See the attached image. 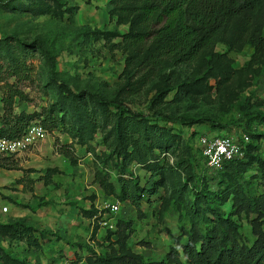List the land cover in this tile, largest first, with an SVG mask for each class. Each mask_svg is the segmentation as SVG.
Listing matches in <instances>:
<instances>
[{
  "label": "rangeland",
  "instance_id": "rangeland-1",
  "mask_svg": "<svg viewBox=\"0 0 264 264\" xmlns=\"http://www.w3.org/2000/svg\"><path fill=\"white\" fill-rule=\"evenodd\" d=\"M111 1L61 0L56 5L48 0H0V64L26 56L36 73L32 83L19 84L26 100H16L13 115L30 116L28 124L47 122L51 128L35 150L0 159V264H85L90 253L104 252L109 241H115L109 232L119 217L133 221L127 243L145 259H164L180 233L178 213L164 206L169 173L150 177L146 167L135 161L129 168L141 187L151 188L158 179L161 184L153 196L144 194L141 211L121 201L117 213L110 211L109 205L116 198L99 187L94 175L99 171L115 181L119 172L117 158L111 152L109 120H105L108 111L114 110L103 112L84 100L79 101L80 113L76 115L68 88L107 99L119 98L129 109L147 117L149 122L143 123L127 116L121 122V131L130 143L141 141L146 132L151 155L158 156L156 163L164 165L174 163L184 153L192 133L239 139L245 131L243 113L264 115V72L242 91L235 77L222 87L213 79L208 82L212 88L185 86L196 62L167 65L151 79L140 80L136 64H129V54L122 52L123 36L131 25L118 20ZM7 36L41 44L47 54L5 41ZM216 51L224 54L234 69L248 72L245 69L251 48L235 52L219 44ZM53 65L63 85L51 81ZM164 84L174 90L154 100ZM52 114L61 116L63 124L47 120ZM180 115L212 116L227 126L189 127L163 118ZM261 116L252 124L258 131H264V124H259ZM76 121L81 126L79 131L75 130ZM151 131H157L155 138ZM253 140L250 137L249 142ZM259 144L264 158V141L259 140ZM254 173L250 168L246 178L251 181ZM261 191L259 180L252 179L250 192ZM88 211H96V216L89 217ZM238 221L250 244L254 236L249 221L244 215Z\"/></svg>",
  "mask_w": 264,
  "mask_h": 264
},
{
  "label": "trees",
  "instance_id": "trees-1",
  "mask_svg": "<svg viewBox=\"0 0 264 264\" xmlns=\"http://www.w3.org/2000/svg\"><path fill=\"white\" fill-rule=\"evenodd\" d=\"M48 1L61 4V0ZM111 4H114L113 12L118 20L131 25L129 32L123 36L122 52L129 54V64H136L140 80L151 79L167 65L196 62L197 67L185 86L212 88L208 82L213 79L216 86L222 87L230 84L235 77L242 91L264 72V0H113ZM4 40H12L33 53L39 51L47 54L46 49L36 42L28 43L12 36ZM219 44L235 52L242 51L244 47L251 48L253 52L245 69L248 72L234 69L226 56L216 51ZM25 58L0 64V137L21 136L31 120L30 116L13 115L16 100H26L19 84L32 83L36 76L33 65ZM11 79L14 81L11 82ZM50 79L63 85L55 76L54 65ZM173 90L174 87L164 84L154 100ZM68 92L76 115L80 113L79 101L84 100L103 112L114 110L112 113L108 111L105 120H109L111 152L117 158L115 167L119 172L115 181H111L97 171L94 179L99 187L115 200L128 202L141 211L144 194H156L157 185L161 182L158 179L151 188L141 187L130 171V164L135 161L146 167L150 177L168 172L170 177L164 206L177 212L181 223L180 233L174 237V245L164 259L150 260L129 247L127 241L133 231V221L119 217L114 229L109 232V237L114 236L115 241L109 239L104 252L90 253L85 264H264V158L259 153V140L264 141V131H258L252 125L261 113L254 117L253 114L243 113V134L254 140L244 142L242 137L236 139L240 143L242 156L222 160L220 166L210 167L207 158L192 143L201 134L194 132L188 138L184 153L174 163L164 165L157 164L159 157L151 155L146 132L141 141L130 143L121 131V122L127 116L143 123L149 122L147 117L129 109L119 98L107 99L96 93L77 92L69 88ZM163 118L189 127L209 124L217 129H225L227 126L220 118L217 120L206 115ZM49 119L53 124H63V118L57 114H52ZM92 120L95 121V116ZM76 124L75 130L79 131L80 123L76 121ZM259 124H264V115ZM42 126L51 129L47 122ZM151 133L155 138L157 131ZM167 137L166 134L165 139ZM163 141L160 140V143ZM250 168L255 171L249 177L251 181L246 178ZM123 174L130 177L126 179ZM252 179L259 180L260 193L250 192ZM95 212L88 211L87 214L94 217ZM241 215L249 221L254 236L250 244L241 232L238 221Z\"/></svg>",
  "mask_w": 264,
  "mask_h": 264
},
{
  "label": "built area",
  "instance_id": "built-area-1",
  "mask_svg": "<svg viewBox=\"0 0 264 264\" xmlns=\"http://www.w3.org/2000/svg\"><path fill=\"white\" fill-rule=\"evenodd\" d=\"M48 137V130L40 123H30L24 133L15 138L0 137V159L16 158L26 152L35 150ZM242 140H249L246 134L241 135ZM194 145L201 154L207 158V165L210 167L220 166L222 160L242 156L240 143L232 136H207L198 134ZM120 202L113 200L109 205L112 213H117Z\"/></svg>",
  "mask_w": 264,
  "mask_h": 264
}]
</instances>
